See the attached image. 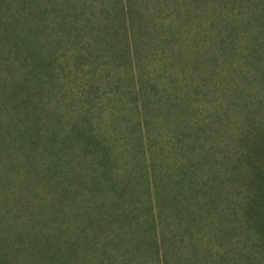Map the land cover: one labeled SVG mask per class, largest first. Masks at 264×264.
Segmentation results:
<instances>
[{"label":"rangeland","instance_id":"obj_1","mask_svg":"<svg viewBox=\"0 0 264 264\" xmlns=\"http://www.w3.org/2000/svg\"><path fill=\"white\" fill-rule=\"evenodd\" d=\"M262 144L264 0H0L14 264L260 263Z\"/></svg>","mask_w":264,"mask_h":264},{"label":"trees","instance_id":"obj_2","mask_svg":"<svg viewBox=\"0 0 264 264\" xmlns=\"http://www.w3.org/2000/svg\"><path fill=\"white\" fill-rule=\"evenodd\" d=\"M258 147H259L258 149L260 150L259 152H261L260 154H262V156L264 157V151H263L264 149H262V148H264V145L262 144ZM258 177H260V176L257 174V176L253 177V178H255L257 180ZM260 185H263V186H259L257 192L255 191V193L257 194L258 199H259V204H257V207H260V205H261L260 208L263 207V209H264V183L260 184ZM206 190H208V187H206ZM255 204L256 203H251V211L246 210V213L244 212L245 218L243 219V221H247V222L244 223L243 228L245 227L247 229V231L249 229L255 230L257 235L261 238L260 244H259V250L260 251L257 249L258 247H255V248L258 252L256 254L258 255L259 259L262 260L260 263H257V264H264V210L261 209L259 211V213L256 212L254 210ZM246 206L248 207L249 205L246 204ZM235 220H237V219L235 218ZM248 221H250V222H248ZM13 241L18 242L17 240H13ZM0 243H1L0 244V264H14V262H15L13 260L14 256L18 255L19 253L21 254V252H22L21 246L9 245L8 243H6L4 241H1ZM42 248L47 249L48 253L55 254V252H56L55 247L49 246L48 248H46L45 244H43V246L40 247L39 249H42ZM34 250H35V247L33 245L29 244L28 252H33ZM247 257H248V259H247ZM242 264H256V263L254 262L252 257H249L248 254H247V256H246V254H244Z\"/></svg>","mask_w":264,"mask_h":264}]
</instances>
